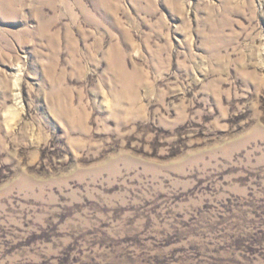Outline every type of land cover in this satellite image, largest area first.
<instances>
[{
  "label": "rangeland",
  "instance_id": "rangeland-1",
  "mask_svg": "<svg viewBox=\"0 0 264 264\" xmlns=\"http://www.w3.org/2000/svg\"><path fill=\"white\" fill-rule=\"evenodd\" d=\"M0 264H264V0H0Z\"/></svg>",
  "mask_w": 264,
  "mask_h": 264
}]
</instances>
